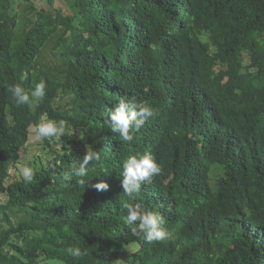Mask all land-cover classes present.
<instances>
[{
  "label": "trees",
  "instance_id": "16d2710c",
  "mask_svg": "<svg viewBox=\"0 0 264 264\" xmlns=\"http://www.w3.org/2000/svg\"><path fill=\"white\" fill-rule=\"evenodd\" d=\"M23 1L0 0V264H264V0ZM41 80L31 107L7 90ZM121 98L157 112L132 142L104 123ZM42 117L68 132L42 140L31 183L11 180ZM146 151L162 171L129 198L121 163ZM129 202L168 237L133 236Z\"/></svg>",
  "mask_w": 264,
  "mask_h": 264
},
{
  "label": "clouds",
  "instance_id": "9594fccd",
  "mask_svg": "<svg viewBox=\"0 0 264 264\" xmlns=\"http://www.w3.org/2000/svg\"><path fill=\"white\" fill-rule=\"evenodd\" d=\"M21 79L25 80L27 77L22 76ZM7 90L18 106L28 104L31 107L44 98L46 82L41 80L35 83L30 94L20 83L8 85ZM155 115L157 112L151 106L121 98L114 108L104 114L103 119L105 125L117 133L122 141L132 142L135 133L144 126L146 120ZM67 132L68 127L64 120L56 121L42 117L34 129V139L42 141L45 138L61 137ZM99 159L100 157L95 152L87 149L79 164L72 166V175L76 178L75 182L78 185H85L89 173L88 165ZM161 171L160 164L150 152L129 155L123 159L121 170L118 173L122 177L123 193L132 198L135 193L140 192L142 185L150 183L152 178L159 175ZM20 172L25 183L33 181L35 171L32 167L26 165ZM94 187L97 190H107L109 185L105 181H100ZM123 208L127 214L126 223L131 227L133 236L150 243L163 241L168 237L169 233L164 226L165 220L158 213L143 207L140 203H125ZM67 253L73 258H80L85 254L77 246L69 247Z\"/></svg>",
  "mask_w": 264,
  "mask_h": 264
},
{
  "label": "rangeland",
  "instance_id": "374dc122",
  "mask_svg": "<svg viewBox=\"0 0 264 264\" xmlns=\"http://www.w3.org/2000/svg\"><path fill=\"white\" fill-rule=\"evenodd\" d=\"M18 2V0H17ZM24 4L22 5V7L20 8L21 11H24L25 8L28 5L27 0L23 1ZM21 2V3H23ZM36 6L42 7L44 9H48V5L43 2L42 0H35L34 1ZM68 0H55V3L53 5V7H62L64 9V11L66 13H71L67 3ZM34 129H31V134L29 137V140L26 144V146L21 150V158L19 163L17 164V166H13L11 169V180L18 178L21 175L20 170L24 167V166H30V167H34L35 163L38 161V157L41 156V154H44V143L43 141H36L34 139ZM72 134L74 135V132H72ZM0 201H5V196H0ZM41 264H61L59 262H53V263H46L43 262Z\"/></svg>",
  "mask_w": 264,
  "mask_h": 264
}]
</instances>
